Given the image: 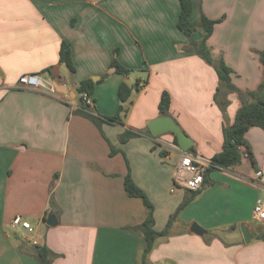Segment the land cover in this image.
<instances>
[{
	"label": "crops",
	"instance_id": "obj_1",
	"mask_svg": "<svg viewBox=\"0 0 264 264\" xmlns=\"http://www.w3.org/2000/svg\"><path fill=\"white\" fill-rule=\"evenodd\" d=\"M193 1L192 20L202 14L219 20L207 43L244 94L228 95L232 124L264 79V0ZM180 11L179 0H0V264H39L36 245L57 254L51 264H141L145 241L133 226L147 211L125 190L128 170L155 205L157 230L186 194L174 182L184 151L173 133L154 136L148 126L160 115L162 92L170 93V115L192 139L197 158L210 162L224 142L214 100L218 74L187 52ZM204 37L203 29L192 33L196 41ZM62 41L70 44L74 72L59 60ZM116 50L130 74L110 68ZM27 73L50 79L56 95L18 88ZM89 78L96 79L92 109L102 116L117 112L121 83L146 84L123 103L120 122L99 128L77 112L78 86ZM126 129L150 134L121 143ZM245 137L252 157L243 146L240 163L209 174L172 234L157 240L149 264H264V222L253 218L264 194L256 184V172H264V130L252 126ZM111 145L120 149L113 156ZM49 214L55 225L47 223ZM16 216L33 230L12 228ZM195 222L206 232L194 233ZM243 224L256 232L248 243Z\"/></svg>",
	"mask_w": 264,
	"mask_h": 264
},
{
	"label": "trees",
	"instance_id": "obj_2",
	"mask_svg": "<svg viewBox=\"0 0 264 264\" xmlns=\"http://www.w3.org/2000/svg\"><path fill=\"white\" fill-rule=\"evenodd\" d=\"M181 5V11L178 19V28L183 31L189 38L190 45L187 48V52L195 53L201 56L206 62L211 64L219 78V84L216 88L214 100L222 111L224 117V142L222 150L214 154L210 160V165L206 169L203 186L198 190L186 189V194L183 201L178 206L177 210L170 216L166 226L162 230L155 228V206L151 198L146 191L140 187L131 176L130 169L125 177V190L130 197L140 198L146 207V217L139 225L133 226V229L139 232L144 238V248L141 253V264H149L148 257L157 240L161 237H166L172 234L171 227L178 217L181 210H183L188 204H190L202 191V188L209 183V174L217 168H227L234 166L242 161L243 152L242 147L248 148V156L252 157V153L246 142V132L252 126L261 127L264 130V79L255 91L248 92V95L254 100L248 103H244L237 111L235 119L232 124H227V108L229 104L228 95L232 92H238L240 95H244L240 89H238L232 82V69L226 64L224 59H215L207 43L208 38L211 36L214 26L219 21L218 19H212L202 14L198 20H192L191 14L193 12L195 2L193 0H179ZM197 29H203L205 31V37L201 41H196L192 38V33ZM118 50L115 51V56L110 64V68L115 73L128 75L131 72L130 68L123 66L118 60ZM260 59L264 68V49L260 52ZM59 60L64 63L71 72L75 71V66L72 60V51L70 44L66 41H62L59 51ZM106 76V75H105ZM136 84V87H132L127 83H121L119 86L118 94L120 98V105L117 112L112 116H102L91 110L89 105L85 102L82 93L87 92L92 96L95 88V82L92 79L83 80L78 86L79 92V108L77 112L83 116L90 118L99 128L103 123H118L121 120V114L126 110L124 104L131 96L134 88L140 89ZM171 96L168 91H163L159 101V113L170 114ZM150 134L149 130L133 131L126 129L120 134V142L126 143L131 138L140 136L142 134ZM174 142L178 144L176 135L174 134ZM120 149L111 145L110 154L113 156ZM189 152L196 154V150L193 146L190 147ZM235 227L234 225L232 226ZM36 257L39 264H51L52 259L57 256L45 245L35 246Z\"/></svg>",
	"mask_w": 264,
	"mask_h": 264
},
{
	"label": "built area",
	"instance_id": "obj_3",
	"mask_svg": "<svg viewBox=\"0 0 264 264\" xmlns=\"http://www.w3.org/2000/svg\"><path fill=\"white\" fill-rule=\"evenodd\" d=\"M146 83L142 81L139 83V87L144 86ZM18 88L20 89H32L36 91H45L51 95H56V88L50 79L43 78L40 74L27 73L19 77ZM82 96L85 102L92 109L93 99L92 96L88 95L87 92H83ZM210 162L203 161L197 158L192 152L184 151L181 156L179 165L176 168L174 174V182L176 185L183 186L189 190H198L203 186L205 172ZM256 177L258 184L264 187V172L259 170L256 172ZM253 218L255 220L264 222V195L259 197L253 208ZM11 227L18 229L20 227L33 230L30 221L22 218L21 216H16L12 220Z\"/></svg>",
	"mask_w": 264,
	"mask_h": 264
},
{
	"label": "water",
	"instance_id": "obj_4",
	"mask_svg": "<svg viewBox=\"0 0 264 264\" xmlns=\"http://www.w3.org/2000/svg\"><path fill=\"white\" fill-rule=\"evenodd\" d=\"M93 79L94 81L96 80L95 78ZM148 126L154 136H159L166 132L175 134L178 140V145L183 151H188L193 144L192 139L186 132L183 131L176 119L170 114H160L151 120L148 123ZM46 221L50 225H55L57 222L56 217L53 214H49ZM241 229L247 243L256 236V232L253 230V228L246 224L241 225ZM191 230L199 235H202L206 232V230L196 222L192 224Z\"/></svg>",
	"mask_w": 264,
	"mask_h": 264
},
{
	"label": "rangeland",
	"instance_id": "obj_5",
	"mask_svg": "<svg viewBox=\"0 0 264 264\" xmlns=\"http://www.w3.org/2000/svg\"><path fill=\"white\" fill-rule=\"evenodd\" d=\"M264 194H262L261 196H263ZM155 206V205H154ZM253 224L255 226H257L258 228H260L262 225L260 224V222H253Z\"/></svg>",
	"mask_w": 264,
	"mask_h": 264
}]
</instances>
